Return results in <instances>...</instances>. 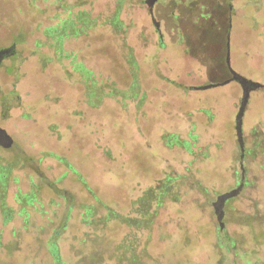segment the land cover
Instances as JSON below:
<instances>
[{"label": "rangeland", "instance_id": "rangeland-1", "mask_svg": "<svg viewBox=\"0 0 264 264\" xmlns=\"http://www.w3.org/2000/svg\"><path fill=\"white\" fill-rule=\"evenodd\" d=\"M154 16L160 31L148 0H0L17 53L0 63V264H56L52 238L63 264H264V0ZM232 70L258 84L242 144Z\"/></svg>", "mask_w": 264, "mask_h": 264}, {"label": "water", "instance_id": "water-1", "mask_svg": "<svg viewBox=\"0 0 264 264\" xmlns=\"http://www.w3.org/2000/svg\"><path fill=\"white\" fill-rule=\"evenodd\" d=\"M154 2H155V0H148L149 6H150V11L152 14V19H153L155 25L157 26L158 30L160 31V28H159L160 23L154 16ZM161 36H162V34H161ZM6 51L7 50H1L0 51V63L2 60L1 55L6 53ZM228 61H229V56H228ZM232 73H233V78L238 79L243 84V87H244L242 106H241L239 114L237 115V133H238L239 140L242 144L244 107L247 103L249 93H250L252 86H258V84L246 79L244 76L238 74L234 70H232ZM228 81H226V82H228ZM209 86L210 85H207L206 88H208ZM13 143H14V139L10 135V133H8V131L5 128L0 126V144L5 148H10L13 145ZM243 185H244V183H242L239 187H237L231 191H228V192H225V193L219 195V197L215 201V203H214L215 213H216L217 218L220 221L221 225L223 223L222 219L224 217V206H225L226 202L229 199L237 196L241 192V190L243 189Z\"/></svg>", "mask_w": 264, "mask_h": 264}, {"label": "trees", "instance_id": "trees-1", "mask_svg": "<svg viewBox=\"0 0 264 264\" xmlns=\"http://www.w3.org/2000/svg\"><path fill=\"white\" fill-rule=\"evenodd\" d=\"M4 49H6V48H1L0 50H4ZM10 55V56H12V55H14L13 57V59H16V57H15V55L17 54L16 53V50L14 49V48H10L9 49V51H6V53H4V54H2L1 56H2V59L6 56V55ZM17 60L19 61V60H21L20 59V57H17ZM3 175V174H2ZM4 182H6V181H4ZM4 182H1V183H3L2 185L0 184V186H2V187H4L6 184L4 183ZM69 210H71V208L69 209ZM6 212V215H10L7 211H5ZM8 219V218H7ZM193 219V218H192ZM186 228V227H185ZM186 229H188V228H186ZM183 230V229H182ZM187 231V230H186ZM59 234V231H57L56 232V235H58ZM192 234H187L186 232H185V234H184V238H182V239H184V241H183V243H184V245L186 246V242H187V245H189L188 246V249H193V239H192ZM169 238V236H167V238H165V240L166 239H168ZM236 237L235 236H233V238L231 237V239H230V241H229V243H224L225 245H223V244H217L216 245V247H217V251L219 252V253H221V254H223V256H224V249L226 248V249H230V248H233V249H235L236 251H237V249H239V246H238V243H237V240L235 239ZM164 241V240H163ZM165 242V241H164ZM49 244H50V250H51V252H52V254H53V256L55 257V260H56V264H63V262H62V258H61V255L59 254V250H58V252H56L55 250V248L56 247H58V243H57V239H53L52 238V240H50V242H49ZM236 246V247H235ZM237 248V249H236ZM223 250V251H222Z\"/></svg>", "mask_w": 264, "mask_h": 264}, {"label": "flooded vegetation", "instance_id": "flooded-vegetation-1", "mask_svg": "<svg viewBox=\"0 0 264 264\" xmlns=\"http://www.w3.org/2000/svg\"><path fill=\"white\" fill-rule=\"evenodd\" d=\"M221 224V223H220Z\"/></svg>", "mask_w": 264, "mask_h": 264}]
</instances>
